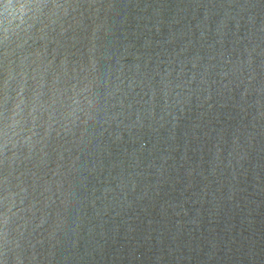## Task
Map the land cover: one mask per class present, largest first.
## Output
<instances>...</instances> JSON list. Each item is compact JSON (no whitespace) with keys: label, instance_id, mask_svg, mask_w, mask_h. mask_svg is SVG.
Returning a JSON list of instances; mask_svg holds the SVG:
<instances>
[{"label":"water","instance_id":"1","mask_svg":"<svg viewBox=\"0 0 264 264\" xmlns=\"http://www.w3.org/2000/svg\"><path fill=\"white\" fill-rule=\"evenodd\" d=\"M40 2L0 30V264H264V0Z\"/></svg>","mask_w":264,"mask_h":264},{"label":"clouds","instance_id":"2","mask_svg":"<svg viewBox=\"0 0 264 264\" xmlns=\"http://www.w3.org/2000/svg\"><path fill=\"white\" fill-rule=\"evenodd\" d=\"M41 8L42 3L40 0H0V30L7 35L8 32L15 28L25 25L27 20L33 19L35 15L39 14ZM23 103L24 101L21 99L15 106L16 111L13 113V125H18L20 123L15 117L23 110L20 107ZM34 110L33 107L29 111L31 113ZM33 119H35L34 116ZM11 135L12 137H16L17 132L14 131ZM25 139H30V137H25ZM10 142L14 143L15 141L6 139L4 143L0 145V151L7 147Z\"/></svg>","mask_w":264,"mask_h":264}]
</instances>
